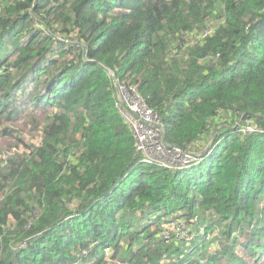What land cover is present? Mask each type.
Listing matches in <instances>:
<instances>
[{
    "label": "trees",
    "instance_id": "obj_1",
    "mask_svg": "<svg viewBox=\"0 0 264 264\" xmlns=\"http://www.w3.org/2000/svg\"><path fill=\"white\" fill-rule=\"evenodd\" d=\"M0 141V264H264V0H0Z\"/></svg>",
    "mask_w": 264,
    "mask_h": 264
},
{
    "label": "built area",
    "instance_id": "obj_2",
    "mask_svg": "<svg viewBox=\"0 0 264 264\" xmlns=\"http://www.w3.org/2000/svg\"><path fill=\"white\" fill-rule=\"evenodd\" d=\"M116 85H119L117 87L120 93L118 99L124 105L123 112L133 129L137 140V149L141 152L149 153L150 156H152L148 160L143 159V161L164 167L169 165L177 167L178 165H189L198 159L200 153L183 151L177 146H174L172 149L166 148L162 141L163 137H161L160 140V137L158 136V133H161L162 136V126L160 119L154 110L146 105L135 87H128L119 83H116ZM188 154L192 155V157ZM181 158H188V160L183 162ZM168 234L167 231L166 236ZM189 235L190 232L183 231L184 237H188Z\"/></svg>",
    "mask_w": 264,
    "mask_h": 264
},
{
    "label": "rangeland",
    "instance_id": "obj_3",
    "mask_svg": "<svg viewBox=\"0 0 264 264\" xmlns=\"http://www.w3.org/2000/svg\"><path fill=\"white\" fill-rule=\"evenodd\" d=\"M118 86L119 85H115V89H114L115 97H117V100H118V98L120 96V93H119V91L117 89ZM45 116H46V114L39 113V114H37L35 116H31V117L27 118L26 120H24L25 124H23V125L19 124L18 126H24L26 129H23V130L28 131L29 128H31L33 125H35L37 123H42ZM243 124H245V123H243ZM160 129H161V126H160ZM247 129H252V126L250 124H247L246 130ZM161 132L164 135V130L163 129H161ZM158 136L160 137V140H161V137H162L161 133H158ZM26 137H28L27 134H26ZM1 141H0V143H1ZM162 141L164 142V138H162ZM18 145L19 144L16 141H14V142L13 141H3V147L0 148L1 149V153H3V154H1L0 157H7L8 155H14L16 153H19L20 151H25L24 147L18 146ZM177 147H179V146H177ZM182 150L185 151L184 149H182ZM141 154H142V158L145 159V160H148L149 158L152 157V156H150L149 153H145L143 151L141 152ZM188 155L190 157H192V155H190V154H188ZM181 160L183 162H185V161L188 160V158H185V159L181 158ZM198 160H199V158H198ZM167 167H173V166L169 165ZM138 215H140V214H138ZM164 227H165V229H167V231L169 233L173 229V224L164 223ZM105 260H106V263H108V264H119L120 263L119 261L116 260V258L115 259L113 258V255H111L110 252H106Z\"/></svg>",
    "mask_w": 264,
    "mask_h": 264
},
{
    "label": "water",
    "instance_id": "obj_4",
    "mask_svg": "<svg viewBox=\"0 0 264 264\" xmlns=\"http://www.w3.org/2000/svg\"><path fill=\"white\" fill-rule=\"evenodd\" d=\"M164 145L168 149H172L174 147V145L170 141H168L166 139H164Z\"/></svg>",
    "mask_w": 264,
    "mask_h": 264
}]
</instances>
